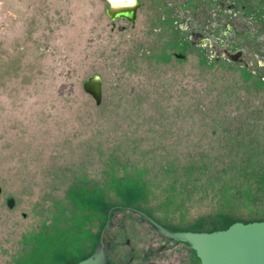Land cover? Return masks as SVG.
<instances>
[{"label":"rangeland","instance_id":"rangeland-1","mask_svg":"<svg viewBox=\"0 0 264 264\" xmlns=\"http://www.w3.org/2000/svg\"><path fill=\"white\" fill-rule=\"evenodd\" d=\"M136 1L132 25L103 0H0V264L92 254L113 206L180 231L264 220V62L230 61L244 42L264 56V29L218 60L188 42L217 0ZM112 214L109 236L138 224Z\"/></svg>","mask_w":264,"mask_h":264},{"label":"flooded vegetation","instance_id":"flooded-vegetation-1","mask_svg":"<svg viewBox=\"0 0 264 264\" xmlns=\"http://www.w3.org/2000/svg\"><path fill=\"white\" fill-rule=\"evenodd\" d=\"M114 2H120L119 0H113ZM131 2V1H130ZM262 3V4H260ZM217 4V5H216ZM217 6L218 22L217 25L211 24L203 29L209 30V32L200 34L191 32L188 34V42L192 43V40H199L202 45L206 47L216 56V59H221L225 53H230V44L238 39L236 31L239 30H251L253 32L261 31L264 29V0L258 2L255 6L250 5L248 0H242V3H234L233 1L217 0L215 3ZM257 9V10H254ZM250 16H246L250 13ZM219 28L213 32V28ZM239 27V28H238ZM245 40V38H244ZM252 47L247 49L245 45ZM252 42L242 43L239 47V55H232L235 60L245 59L249 62L250 59L255 60L258 63L264 62V56L261 55L259 44L256 48H253ZM263 47V46H262ZM233 53V52H232ZM264 54V49L262 50ZM130 213V212H129ZM113 214H111L108 221V228L106 229V237L109 240L105 242L108 244L107 259L109 264H196L197 257L194 250L190 245L183 242H176L161 236L152 225L136 214L124 216V218H136L138 224H124L119 221L116 226V230L109 236V230L112 229L114 223L112 222ZM153 221L158 223L154 218L149 216ZM107 219V216H106ZM107 221V220H106ZM159 224V223H158ZM161 225V224H159ZM164 227L163 225H161ZM142 227L139 230V235H144L142 241H136L134 237L130 236L128 228ZM167 230L173 231L164 227ZM191 232V231H190ZM155 236H154V235ZM141 244L143 246H141ZM199 262V261H198Z\"/></svg>","mask_w":264,"mask_h":264},{"label":"water","instance_id":"water-1","mask_svg":"<svg viewBox=\"0 0 264 264\" xmlns=\"http://www.w3.org/2000/svg\"><path fill=\"white\" fill-rule=\"evenodd\" d=\"M132 1L134 3L131 5L115 8L110 0H103L107 5L106 15L111 20L119 18L133 25L136 22L139 4L136 0ZM179 58L182 59L183 56ZM230 61L244 63L243 60L237 59ZM82 88L93 99L96 106L101 104V82L98 77L89 78ZM7 207L12 209V199L7 201ZM118 210L141 216L166 239L190 245L199 264H264V221L235 222L225 230L213 232H174L165 229L140 210L121 206H114L107 210V221L101 230L94 251L87 258L74 264H109L108 244L104 241V237L111 214Z\"/></svg>","mask_w":264,"mask_h":264},{"label":"bare ground","instance_id":"bare-ground-1","mask_svg":"<svg viewBox=\"0 0 264 264\" xmlns=\"http://www.w3.org/2000/svg\"><path fill=\"white\" fill-rule=\"evenodd\" d=\"M112 5L115 7V8H118V7H122V6H127V5H131L133 4L134 2L132 0H128V1H125V0H119L120 2H114L113 0H110ZM131 1V2H130Z\"/></svg>","mask_w":264,"mask_h":264},{"label":"trees","instance_id":"trees-1","mask_svg":"<svg viewBox=\"0 0 264 264\" xmlns=\"http://www.w3.org/2000/svg\"><path fill=\"white\" fill-rule=\"evenodd\" d=\"M114 207V206H113ZM122 207V206H121ZM112 208V207H111ZM111 208H109V209H111ZM125 208H131V207H125ZM108 209V210H109ZM133 209H135V208H133ZM138 210V209H137ZM105 212H107V210L105 211ZM145 213V212H144ZM146 214V213H145ZM148 215V214H147ZM107 216V215H106ZM148 216H150V215H148ZM264 221V220H263ZM235 223V222H234ZM248 223H250V222H248ZM233 223H231V224H229L228 226H226L224 229H222V230H225V229H227L230 225H232ZM174 232H187V231H180V230H173ZM211 232H213V231H211ZM98 241V240H97ZM91 255V254H90ZM90 255H88V256H90ZM88 256H86V257H84V258H82V259H80V260H78V261H76V262H73V263H68V264H74V263H77V262H79V261H81V260H83V259H85V258H87Z\"/></svg>","mask_w":264,"mask_h":264}]
</instances>
